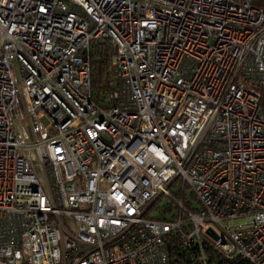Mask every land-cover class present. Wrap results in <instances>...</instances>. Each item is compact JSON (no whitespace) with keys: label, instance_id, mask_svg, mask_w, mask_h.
I'll return each instance as SVG.
<instances>
[{"label":"built area","instance_id":"1","mask_svg":"<svg viewBox=\"0 0 264 264\" xmlns=\"http://www.w3.org/2000/svg\"><path fill=\"white\" fill-rule=\"evenodd\" d=\"M259 87L253 0H0V264H264Z\"/></svg>","mask_w":264,"mask_h":264},{"label":"trees","instance_id":"2","mask_svg":"<svg viewBox=\"0 0 264 264\" xmlns=\"http://www.w3.org/2000/svg\"><path fill=\"white\" fill-rule=\"evenodd\" d=\"M253 3L255 6L263 8L264 9V0H253ZM112 54V49L108 47V45H99L95 44L92 47V53H91V82H92V88L95 92V95H104L109 86L110 83L115 79L116 72L114 68L110 65V56ZM256 92L258 93L260 97V103L264 109V87H259L256 89ZM170 205H164L160 207V216L163 215V212L168 211L170 209ZM176 235V233H175ZM170 248L173 250V252L177 253L178 250V242L176 239H170ZM234 264H250L247 261H240V262H234Z\"/></svg>","mask_w":264,"mask_h":264},{"label":"rangeland","instance_id":"3","mask_svg":"<svg viewBox=\"0 0 264 264\" xmlns=\"http://www.w3.org/2000/svg\"><path fill=\"white\" fill-rule=\"evenodd\" d=\"M12 68L15 71V73L18 75L19 66L15 60L12 62ZM165 204H166V199L162 198L161 205H165ZM158 211L160 212V210H158ZM152 213H155V212H152ZM246 222H247V219L245 217H237V218H234L231 220L224 221V224L227 226H234V225H238V224H244Z\"/></svg>","mask_w":264,"mask_h":264},{"label":"water","instance_id":"4","mask_svg":"<svg viewBox=\"0 0 264 264\" xmlns=\"http://www.w3.org/2000/svg\"><path fill=\"white\" fill-rule=\"evenodd\" d=\"M215 237V236H214Z\"/></svg>","mask_w":264,"mask_h":264}]
</instances>
